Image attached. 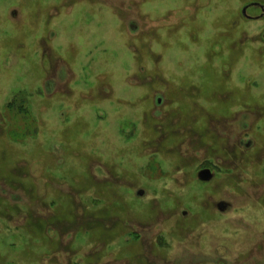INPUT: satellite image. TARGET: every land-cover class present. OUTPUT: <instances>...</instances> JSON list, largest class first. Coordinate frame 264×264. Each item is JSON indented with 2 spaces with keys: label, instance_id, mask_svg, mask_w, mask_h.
Wrapping results in <instances>:
<instances>
[{
  "label": "rangeland",
  "instance_id": "1",
  "mask_svg": "<svg viewBox=\"0 0 264 264\" xmlns=\"http://www.w3.org/2000/svg\"><path fill=\"white\" fill-rule=\"evenodd\" d=\"M251 3L0 0V264H264Z\"/></svg>",
  "mask_w": 264,
  "mask_h": 264
},
{
  "label": "flooded vegetation",
  "instance_id": "2",
  "mask_svg": "<svg viewBox=\"0 0 264 264\" xmlns=\"http://www.w3.org/2000/svg\"><path fill=\"white\" fill-rule=\"evenodd\" d=\"M260 9V14H259V17H255V18H252L247 14V11L250 10V9ZM264 13V7L258 3H251L249 5H246L245 7L242 8V11H241V16H243L244 19L246 20H257V19H260L262 17V14ZM158 103L160 102V100L157 101Z\"/></svg>",
  "mask_w": 264,
  "mask_h": 264
}]
</instances>
